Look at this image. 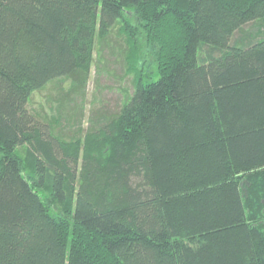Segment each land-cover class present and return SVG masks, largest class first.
I'll return each mask as SVG.
<instances>
[{
    "label": "trees",
    "instance_id": "16d2710c",
    "mask_svg": "<svg viewBox=\"0 0 264 264\" xmlns=\"http://www.w3.org/2000/svg\"><path fill=\"white\" fill-rule=\"evenodd\" d=\"M256 21L264 0H0V264H264ZM115 31L120 107L41 123L33 91L83 94Z\"/></svg>",
    "mask_w": 264,
    "mask_h": 264
},
{
    "label": "rangeland",
    "instance_id": "374dc122",
    "mask_svg": "<svg viewBox=\"0 0 264 264\" xmlns=\"http://www.w3.org/2000/svg\"><path fill=\"white\" fill-rule=\"evenodd\" d=\"M258 26L264 29V24H259L258 21L244 27L255 30ZM113 36V46L107 45L101 49V44L97 43L83 94L72 93L71 79L68 77H57L33 91L28 107L41 123H48L57 114H65L66 118L61 124L64 134L70 137L86 129L91 115L97 110L110 113L120 107L126 95L132 92L133 86L131 73L125 72L120 54L123 38L117 35V31ZM147 52L148 50L145 53L148 64L154 67L153 57ZM57 125L56 128L59 129L61 125Z\"/></svg>",
    "mask_w": 264,
    "mask_h": 264
}]
</instances>
